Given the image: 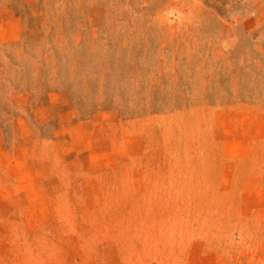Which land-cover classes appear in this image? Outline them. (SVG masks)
Wrapping results in <instances>:
<instances>
[{"label": "rangeland", "instance_id": "obj_1", "mask_svg": "<svg viewBox=\"0 0 264 264\" xmlns=\"http://www.w3.org/2000/svg\"><path fill=\"white\" fill-rule=\"evenodd\" d=\"M0 264H264V0H0Z\"/></svg>", "mask_w": 264, "mask_h": 264}]
</instances>
